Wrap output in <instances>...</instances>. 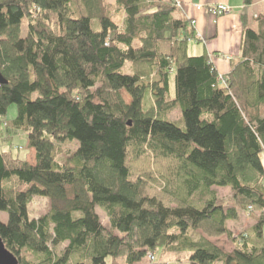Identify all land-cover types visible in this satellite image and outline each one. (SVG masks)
Returning <instances> with one entry per match:
<instances>
[{"label":"trees","instance_id":"obj_1","mask_svg":"<svg viewBox=\"0 0 264 264\" xmlns=\"http://www.w3.org/2000/svg\"><path fill=\"white\" fill-rule=\"evenodd\" d=\"M111 1L0 0V137L26 133L35 152L34 164L0 153L5 247L19 264H168L155 262L160 250L190 264H264V16L255 29L243 16L240 56L220 75L208 53L189 56L196 31L176 0ZM35 198L51 207L30 219ZM240 212L256 223L235 240L228 223ZM200 229L237 245L195 240Z\"/></svg>","mask_w":264,"mask_h":264},{"label":"crops","instance_id":"obj_2","mask_svg":"<svg viewBox=\"0 0 264 264\" xmlns=\"http://www.w3.org/2000/svg\"><path fill=\"white\" fill-rule=\"evenodd\" d=\"M181 4V12L184 17L194 22L196 31V45H199L196 56H201L208 53L211 62L221 75L230 73L231 60L240 56L243 42V16L246 15L247 22L252 16L255 20L260 15L256 14L258 6L264 7V0H255L254 5L245 6L243 0H177ZM225 5L231 9L227 15L216 16L207 10L213 7ZM197 7H202L203 10H198ZM264 16V8L263 14ZM221 58L216 59L212 55ZM226 58V59H225ZM225 59V61L223 60ZM2 120L0 119V122ZM10 123L9 121H5ZM24 141L26 139V148L16 145V141ZM6 145L12 146L7 149ZM15 148H20L24 153V158L30 164L35 163V152L28 148V137L23 132H8L0 137V153L5 150L12 151ZM20 152V153H21ZM264 166V162H263Z\"/></svg>","mask_w":264,"mask_h":264},{"label":"rangeland","instance_id":"obj_3","mask_svg":"<svg viewBox=\"0 0 264 264\" xmlns=\"http://www.w3.org/2000/svg\"><path fill=\"white\" fill-rule=\"evenodd\" d=\"M111 4L114 5L115 1L112 0ZM263 8H262V6H258L255 10L256 14L261 16L263 14ZM123 18L124 17H123L122 13H117L114 16L115 22L118 23L119 25H122ZM249 25H250V27H252V29H255L257 27V21H255L252 16L249 17ZM27 31H28V22L25 19V20H23L22 25H21V35L23 37H25L27 34ZM198 46L199 45H196V43H194V42H191L189 44V50H188L189 56L196 57L195 51H197V49L199 48ZM214 56L215 55L213 54L212 57H214ZM215 57H216V59L221 58L219 56H215ZM225 59L224 60L222 59V60L225 61ZM126 72H130L129 68H127ZM171 89H172V93H174V84L173 83L171 84ZM121 94H122L124 101L127 104H130L131 103V97L125 91H122ZM150 105H151V103L148 102L147 108H149ZM17 114H18V108H17V106L13 105L9 108L5 120L12 122L14 119H16ZM180 118H181L180 111L175 110L170 115L169 119L173 122L179 123ZM16 143H17L16 145H19L21 147L26 148V139H24V141H20L18 139V141H16ZM6 148L12 150V146H10V145H6ZM60 148L61 149L59 151V154L57 155V160L61 164H65V163H67L68 157L78 148V144L76 142L67 143V144L62 145V147H60ZM5 151H8V150H5ZM18 152L13 149L14 156L23 159L24 153L21 152V150H18ZM261 159H262V162H264V154L261 156ZM162 167H163L162 164H160V166L158 165V169H161ZM155 168H156V166H155ZM155 179L157 180V184L153 188V190H155L156 193L160 194L165 187V182L158 174L155 176ZM213 190L215 191L217 196L223 202L227 203L228 207L235 205L232 192L229 188H214ZM50 207H51V202L49 199L35 198L33 203L29 206V217H30V219H38V218L42 217L43 215H45L50 210ZM97 212L100 216L102 224L108 228V218H107L106 214L100 209H97ZM0 219L2 221H6V215L0 213ZM255 223H256V221L252 215H250L247 212H240L239 218L236 221H232V222L228 223V229L232 232V234L236 240L241 235H245V236L248 235L249 236L253 226L255 225ZM201 237L207 239L208 241H210L214 245L218 246L224 252L233 251V249L237 245V243H234V241L231 240L227 235L215 237V236H211L209 233L205 232L202 229L197 231L196 235L194 236V239L198 240ZM189 256H190V254L187 252L175 253V252H167V251L164 252V251L160 250L155 254V262L156 263H168V264H190ZM29 259H30V256H29ZM146 261H148V260H146Z\"/></svg>","mask_w":264,"mask_h":264},{"label":"water","instance_id":"obj_4","mask_svg":"<svg viewBox=\"0 0 264 264\" xmlns=\"http://www.w3.org/2000/svg\"><path fill=\"white\" fill-rule=\"evenodd\" d=\"M6 84V81L0 72V85ZM0 264H19L17 258L7 250L2 239L0 238Z\"/></svg>","mask_w":264,"mask_h":264},{"label":"built area","instance_id":"obj_5","mask_svg":"<svg viewBox=\"0 0 264 264\" xmlns=\"http://www.w3.org/2000/svg\"><path fill=\"white\" fill-rule=\"evenodd\" d=\"M176 5L178 8L181 9V4L179 2H177V0H176ZM197 9L200 11L203 10L202 7H197ZM207 11L213 13L216 16H223V15L229 14L231 12V9L225 5H219V6L211 8L210 10H207ZM191 25L194 26L195 23L192 22Z\"/></svg>","mask_w":264,"mask_h":264}]
</instances>
